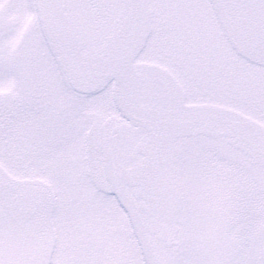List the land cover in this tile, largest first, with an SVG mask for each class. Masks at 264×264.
Instances as JSON below:
<instances>
[{
	"label": "rangeland",
	"instance_id": "rangeland-1",
	"mask_svg": "<svg viewBox=\"0 0 264 264\" xmlns=\"http://www.w3.org/2000/svg\"><path fill=\"white\" fill-rule=\"evenodd\" d=\"M69 1L84 27L83 51L97 52L114 34L120 1ZM148 6V37L135 56L147 103L157 98L147 84L162 81L190 116L264 126V68L234 49L211 1L148 0ZM119 104L113 80L87 94L72 89L37 0H0V183L23 210L52 207L39 216L44 235L37 245L35 217L10 214L0 196V264H164L167 255L191 254L190 241L179 251L167 248L143 226L138 199L119 176L136 140ZM226 143L203 138L194 145L184 179L204 228L217 229L210 222L214 214L223 217L227 264H252L264 243V168ZM67 226L68 252L54 233ZM82 227L96 230L95 238L78 237ZM199 239L206 252L216 248L212 237Z\"/></svg>",
	"mask_w": 264,
	"mask_h": 264
},
{
	"label": "flooded vegetation",
	"instance_id": "flooded-vegetation-1",
	"mask_svg": "<svg viewBox=\"0 0 264 264\" xmlns=\"http://www.w3.org/2000/svg\"><path fill=\"white\" fill-rule=\"evenodd\" d=\"M119 1L123 4V0ZM59 6L63 7L64 12L68 16L76 14V10L69 0H59ZM114 28H117V24ZM142 82L143 78H141L140 85V100L144 111L153 114L157 117L158 123L160 121L164 122L170 128L168 133L170 141L161 155L150 152L148 148L150 136L145 132H140L138 129H136V140L130 143L133 152L129 154V165L125 166L128 169L129 175L131 174L132 176L134 171L139 168L145 172V176H141L142 180L138 181L139 185H137L140 194L139 202L143 208V226L151 235L157 236L167 248L177 247L179 251L182 244L188 241L192 243L191 254L189 256H182V254L167 255L163 261L164 264H227L229 262V250L225 246H221L227 243L224 240L226 236L224 224L226 227V223L221 215L214 214L213 219H210V225H215L218 230L204 228V224L201 222L202 217L197 213L194 200L184 179L189 162L188 157L192 147L200 144L203 138H217L226 141L227 146L246 156L253 167L264 168L261 164L264 163V152L257 154V149L253 148L249 142L250 138H243L248 133L238 126L233 129L228 128L230 122L223 120L224 123L216 124L218 119L215 122L204 120L205 118H209L207 115L203 118L188 115L184 108L183 110L180 108L179 102H177V93L176 95L171 94V88L164 85L162 81L161 85L157 86L147 84V91H152L157 97L152 103H147L141 92ZM137 146L145 151L143 152L144 154L137 149L135 150ZM130 189L133 191L134 187H130ZM1 192V196L5 198L6 203L9 201V206L6 208L7 212L13 214L14 211H18V214L23 215L24 218L27 216L31 218L35 217V221H37L35 223V231L38 233H33V240L38 245L44 235L40 227L41 219L39 220V216L46 215L52 207L45 210L40 209L42 210L41 213H38L35 209L23 210L21 207H18L16 200L11 199L5 188L1 189ZM156 197L163 199V201H156ZM50 215L54 218L53 215L55 213L51 212ZM191 228L192 230L195 229V231H193V237L190 236L188 238L185 236V232ZM78 230L80 234L77 236L80 238L81 236H94L95 238L96 230L94 233H87V229L84 227ZM238 230L240 229L238 228L235 232L240 234ZM54 231L56 236H61L63 244L60 246H62L64 251L68 252L66 242L72 237L68 226L62 233L61 231ZM199 234L205 235L208 238L212 237L216 243L218 242V245L216 243L213 245L216 248L213 247L210 251V247L208 252H206L207 250L204 248V244L206 243L199 239ZM213 235L216 236L217 240L214 239ZM222 240L223 242H221ZM40 252L42 257V251ZM233 256L238 255L234 254ZM252 262V264H264V243L259 244ZM240 263L242 262L240 261Z\"/></svg>",
	"mask_w": 264,
	"mask_h": 264
},
{
	"label": "water",
	"instance_id": "water-1",
	"mask_svg": "<svg viewBox=\"0 0 264 264\" xmlns=\"http://www.w3.org/2000/svg\"><path fill=\"white\" fill-rule=\"evenodd\" d=\"M39 9L44 29L53 50L58 54L61 69L71 86L80 93H91L105 81L114 79L121 93L120 108L125 117L150 136L148 148L161 155L170 141L169 126L139 107L138 80L133 63L136 52L146 37L149 19L145 0H125L126 17L116 36L110 37L103 54H82V41L76 36L75 21L65 17L54 3L41 0ZM227 36L239 53L251 62L264 65V0H211ZM245 130L256 153L264 152V130L247 121L236 123ZM247 141V140H246ZM144 151V150H143ZM264 162V161H263ZM121 178L127 184L142 180L139 169L130 176L123 169ZM137 181V183H138ZM139 196V194H137ZM156 201H163L159 197ZM143 211L142 206H138Z\"/></svg>",
	"mask_w": 264,
	"mask_h": 264
}]
</instances>
